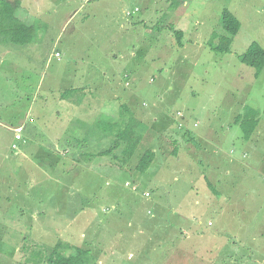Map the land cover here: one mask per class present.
<instances>
[{
  "label": "rangeland",
  "instance_id": "obj_1",
  "mask_svg": "<svg viewBox=\"0 0 264 264\" xmlns=\"http://www.w3.org/2000/svg\"><path fill=\"white\" fill-rule=\"evenodd\" d=\"M21 2L37 39L28 46H0V264H32L26 260L32 261L33 248L51 247L58 239L80 246L77 264H206L215 254L207 233L216 234L223 257L249 264L244 243H264V68L255 78L239 56L253 42L264 49V0ZM172 2L178 6L171 11ZM224 9L240 28L230 51L215 53L210 44L215 34H225ZM165 12L171 18L164 19ZM170 24L181 31L178 39ZM67 89L92 104L64 102L60 94ZM248 108L259 112V121L244 133L234 120ZM127 112L143 124L138 146L116 147L99 159L103 167L107 158L119 156L118 166L102 169L94 161L81 168L80 158L114 147L116 131H103L107 117L124 129L131 121ZM184 121L198 135L204 132L203 144L213 139L209 169L206 160L201 165L194 157L193 163L216 198L206 191L205 178L174 175L169 159L160 158L162 151L170 155L175 134L178 146L187 145L188 137L177 129ZM59 124L70 125L67 134L57 135ZM16 125L22 128L17 150L10 149ZM25 126L37 131L22 145ZM147 150L156 159L143 176L135 166ZM233 203H242L243 211L251 208L253 217L248 221L244 214L241 241L231 249L225 245L231 234L218 228L235 227L226 224L228 214L221 209ZM157 247H163L160 253ZM23 248L27 252L20 254Z\"/></svg>",
  "mask_w": 264,
  "mask_h": 264
},
{
  "label": "trees",
  "instance_id": "obj_2",
  "mask_svg": "<svg viewBox=\"0 0 264 264\" xmlns=\"http://www.w3.org/2000/svg\"><path fill=\"white\" fill-rule=\"evenodd\" d=\"M21 3H22L21 0H0V46L8 45V44L17 45V46H28L30 44H33L37 39L36 28L27 19L28 9H25ZM177 6H178V2H172L169 4L168 8L171 9L172 11L173 9L175 10ZM23 13H25L26 16H22L21 14ZM169 16L170 14L165 12L163 17L164 19L167 20L171 18ZM23 17L26 18L23 19ZM220 26L225 34L221 36L215 34L210 44V49L215 53H227L230 51V47L232 44V37L237 34L240 28V24L231 11L224 9L220 15ZM167 28L169 31H172V33L176 36L177 39L179 38L181 34L180 30H176L172 24L168 25ZM215 41L217 42L214 43ZM239 60L242 64L253 69L254 77L258 78L261 71L264 68V49L261 48L258 43L253 42L248 46L246 51L239 56ZM125 87L130 90L131 84L125 83ZM72 91L73 89H67L63 91L60 94V99L64 101H69L74 104H79L81 102L83 103L90 102V100L85 99V97H79L80 96L79 94L78 96L72 97ZM127 113L129 114V116L127 117H129L131 121L125 124L124 129L114 128V127L118 128L119 125H117V122L114 123V118L112 116L107 117L108 121L106 122V127L104 126L105 127L104 130L113 128L114 132L116 131V133H114L115 145L114 147H111L109 150L102 151L97 155L102 156L108 153L112 155L111 154L112 149L116 147L131 148L138 146L140 141L143 139V135H144L143 124L139 120H137L133 114H130L129 112ZM258 117H259L258 111L248 108L244 111L242 115H239L235 118L234 123H236L244 133H249L254 129H256L259 121ZM177 127L179 131H182L184 134L189 135L187 140L189 143H192L197 148H200L201 144L200 142L199 143L197 142L198 140L196 138L195 131L192 130L190 131L187 127L184 126V124L183 125L180 124ZM174 137L175 138L172 141L173 145L176 144L177 136L175 135ZM26 143L27 140L24 141L22 145H26ZM154 155L155 154L152 150L145 151L138 160L135 166V170H137V172L141 174L146 173V171L149 169L154 159ZM114 160L117 162L119 160V156L114 158ZM229 162H234V161H229ZM206 179L207 177H205V181L207 183L205 185V188L207 192H210L209 188H211L212 186L208 181V179L207 180ZM131 186H133L132 191H137L139 188V187L137 188L138 184L135 182H133V185ZM212 195L215 196V194ZM64 240L58 239L53 246L47 248L45 247L42 248L40 246L36 248L35 246H33L35 248H33L32 251V261L27 259L26 262H33L32 264H77L76 255L77 252L80 251L79 249L80 246L73 245L70 242ZM24 252H27L26 249L24 248L23 250H19L20 254ZM87 252L89 253V255H91L90 250H88ZM22 256L24 255H21V258L24 259V257ZM23 261H20L19 263L23 264L22 263Z\"/></svg>",
  "mask_w": 264,
  "mask_h": 264
},
{
  "label": "crops",
  "instance_id": "obj_3",
  "mask_svg": "<svg viewBox=\"0 0 264 264\" xmlns=\"http://www.w3.org/2000/svg\"><path fill=\"white\" fill-rule=\"evenodd\" d=\"M72 16H73V14H70L69 16H68V20H70L71 18H72ZM64 101V100H63ZM64 102H66V103H68V104H72V105H75L74 103H71V102H67V101H64ZM82 104H88V103H90V102H88V103H83V102H81ZM80 104V103H79ZM92 104V103H91ZM56 106V105H55ZM60 109V108H59ZM73 109V108H72ZM59 112H58V116L61 114L60 112V110H58ZM84 114V111L83 110H80L79 112H78V116H82ZM70 118H72L71 119V121L70 122H72L73 121V116L72 115H70ZM27 121V120H26ZM196 124H194V125H192V127H194ZM16 126H18V125H16ZM98 126H101V124H99L98 123ZM184 126L185 127H187L190 131L192 130V131H194L192 128H190L189 126H188V121H184ZM63 127H65L64 128V131L63 132H60L59 131V129H62ZM58 129H56V133H57V135H64V134H67L68 133V131H69V129H70V125H58V127H57ZM35 127L34 126H32L31 128H28L27 129V127L25 126V130H24V132L23 133H25V132H28L27 133V136H25L24 134V137L26 138V140H27V143H30V141L31 140H34V138H35V135H34V133L37 131V129H35ZM103 131H105L104 129H103ZM179 132H181L182 133V135H186V137H188L189 135H187V134H184L182 131H179ZM195 133H196V138H197V140L200 142V144H201V146H200V148H197V150L196 151H198L199 153V155H196V154H194L193 153V151L191 150V148H190V144H188V142H187V140H185V142H187V145H185L184 147H180V146H178L179 145V142H177L176 141V144L175 145H173V146H171V150L168 152L170 155L168 156L165 152H167V151H162L161 153H159L160 154V158L162 159V160H167V159H169V164H168V169H171V170H173V174L174 175H180V176H187V178H188V180H196V178H198V179H200V177H201V180H204V178L206 177V175L205 174H203L202 172H199V170H198V167H197V163L195 162V163H193V161H194V157H196V159H198L199 161H200V164L202 165L203 164V161H205L206 160V164H204L206 167H207V169H209V164L210 163H212V159H210L211 158V155L213 154H211V152L209 151L210 149H209V147H211L212 148V146H213V142H212V138L210 137V136H208L207 138L208 139H206L205 140V142H204V144L202 143V141L201 140H199V138H202L203 136H204V132L203 133H201V134H199L198 135V133H197V131H195ZM206 133V132H205ZM78 134L79 135H83V134H85V132L84 131H82V130H78ZM167 134V133H166ZM166 134H165V136H166ZM176 135V134H175ZM174 140V139H173ZM172 140V141H173ZM172 141H171V143H172ZM210 145H212V146H210ZM52 147H55V146H52ZM52 147H50L49 149L51 150V148ZM216 147V146H215ZM125 148V147H124ZM51 151H53V150H51ZM124 149L122 150V153L125 155V153H124ZM54 152V151H53ZM95 152V151H94ZM100 152H102V151H99V152H96V154H95V157H92V159H85V160H83L82 158H80V160H78V162L80 163V162H84V165H81V168H85V169H88V168H90V164H91V162H94V161H96V164H98L99 163V166L103 169V168H105V167H108V166H114V165H116V166H118L117 165V163H116V161H110V159L109 158H107L106 160H107V162L105 163V164H103V167L101 166L102 165V163H100V161L101 160H99V159H101L100 157L101 156H99V155H97L98 153H100ZM60 153H62V151L60 152ZM156 153H158V152H156ZM174 153V154H173ZM154 154H155V151H154ZM194 155V156H193ZM122 157V160H123V163H126V162H129V161H126V160H129V158L127 157L126 159H125V156H121ZM156 159V156L154 155V159H153V161ZM87 160V161H86ZM93 160V161H92ZM153 161H152V163H153ZM152 163H151V165H150V167L152 166ZM182 163V164H181ZM53 165H56V164H53ZM229 165L232 167V168H235L236 167V164H235V162H229ZM84 166V167H83ZM100 167H98V168H100ZM150 167H149V169H150ZM121 168V167H120ZM54 169V168H53ZM148 169V170H149ZM227 170H226V173H225V175L228 173V171L230 172V170H229V168H226ZM147 170V171H148ZM213 170V169H212ZM209 171V174H211L212 173V175H214V173H215V171ZM146 171V172H147ZM146 173H144V174H142L143 176L145 175ZM228 175V174H227ZM226 175V176H227ZM33 178H34V180H38L37 179V177H35V176H33ZM220 178H223V180L225 179V177L223 176V177H220ZM128 181H126V183H127ZM213 197H217V196H213ZM234 197L235 196H233V195H231L230 196V198L231 199H234ZM242 206H243V204L242 203H238V204H236V203H233V204H230L229 206H225L224 204H222V206H221V209H222V212L224 213H226V214H228V220H227V222H226V224L228 225V224H232V226H235L234 228H232V227H229L228 229H225V227H224V223H222L221 224V226L218 228L219 230H226L227 232H229L230 234H231V240H230V242H228V241H226L225 242V245H226V247H230L231 249H233V248H235V247H237V240H240L241 241V232H242V230H243V222H244V214H247V213H249V219H248V221H251L252 220V217H253V213L251 212V208H247V209H245L244 211H243V208H242ZM256 215H257V212L255 213ZM31 216L32 217H36V213L35 212H32L31 213ZM211 225V223L209 222L208 223V226H210ZM256 230H258V228H256ZM245 231V233H244V235L249 231V230H244ZM235 233V234H234ZM207 235V237L210 239V237H212L213 238V240H214V244H212V245H214L213 247V249H214V251H215V254L213 255V256H210L208 259H204L207 263L206 264H239V263H243L244 262V260H238L236 257H234V256H226V257H223V255H222V253H220L219 251H218V248H217V246H219V243H215V239H216V234L215 233H207L206 234ZM85 236V234L84 233H81V237H84ZM195 235H191L190 237H189V240H191V238L192 237H194ZM258 238H262V237H258ZM264 238V237H263ZM77 242H81V243H83L82 241H80V240H77ZM84 244V243H83ZM116 244H118L119 245V247L120 248H124L126 245L124 244V243H120L118 240H116ZM245 244V247L247 248V251L249 252V257H247V259H249V261H247V263H249V264H264V243H262V242H256V243H252L250 246L248 245V241L246 242V243H244ZM243 244V245H244ZM174 245V244H173ZM79 246V245H78ZM242 246V245H241ZM119 247H113L114 249H116V248H119ZM158 249L156 250V249H154V250H156L157 252H158V250H159V252L158 253H160V251L163 249V247H157ZM154 252V251H153ZM216 256H220V258L221 259H218V260H211V259H213L214 257H216ZM189 259V257H187V261H190V260H188ZM203 260V261H204ZM141 264H144L143 262H140ZM17 264H20L19 262H17ZM112 264H115L114 262H113V260H112Z\"/></svg>",
  "mask_w": 264,
  "mask_h": 264
},
{
  "label": "built area",
  "instance_id": "obj_4",
  "mask_svg": "<svg viewBox=\"0 0 264 264\" xmlns=\"http://www.w3.org/2000/svg\"><path fill=\"white\" fill-rule=\"evenodd\" d=\"M55 56L58 57L59 53H56ZM21 131H22V128H20V127L14 129V139H15L16 143L21 140ZM16 143H14L12 145L13 149H17L18 148V145Z\"/></svg>",
  "mask_w": 264,
  "mask_h": 264
},
{
  "label": "clouds",
  "instance_id": "obj_5",
  "mask_svg": "<svg viewBox=\"0 0 264 264\" xmlns=\"http://www.w3.org/2000/svg\"><path fill=\"white\" fill-rule=\"evenodd\" d=\"M136 9H137V8H136ZM136 9H135V10H136ZM126 13H128V14H130V15H131V13H130V12H126ZM0 125H1V124H0ZM19 126H20V125H19ZM16 127H17V126H16ZM22 127H23V126H22ZM11 128H14V126H13V127H11ZM17 128H18V127H17ZM15 129H16V128H15ZM13 130H14V129H13ZM13 132H14V131H13ZM14 143H16L15 139H14V142H12V143H11V145H10V149H11V147H12V145H13ZM18 144H19V141L17 142V145H18ZM17 149H18V148H17ZM17 149H16V150H17ZM144 194H145V193H144ZM146 196H149V194L147 193V195H146Z\"/></svg>",
  "mask_w": 264,
  "mask_h": 264
}]
</instances>
